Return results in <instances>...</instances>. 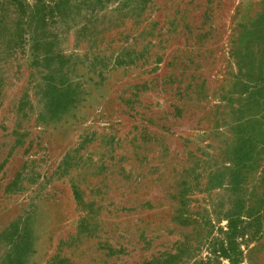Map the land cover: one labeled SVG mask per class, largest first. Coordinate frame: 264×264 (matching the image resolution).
I'll return each mask as SVG.
<instances>
[{"label":"rangeland","instance_id":"1","mask_svg":"<svg viewBox=\"0 0 264 264\" xmlns=\"http://www.w3.org/2000/svg\"><path fill=\"white\" fill-rule=\"evenodd\" d=\"M42 15L0 39V264H228L229 219L264 264V0Z\"/></svg>","mask_w":264,"mask_h":264},{"label":"trees","instance_id":"2","mask_svg":"<svg viewBox=\"0 0 264 264\" xmlns=\"http://www.w3.org/2000/svg\"><path fill=\"white\" fill-rule=\"evenodd\" d=\"M31 1L32 2H30V0H0V29L3 28L4 30L8 31L6 32V35H2L0 32V39H2L3 36H8L7 39L10 43H22V40H24L23 31H26V28L29 27L31 23L38 24V22H44V16H41V14L44 13V8H51L52 5L57 7L59 6V2H62L63 0ZM64 1L66 3V0ZM10 24L13 25L14 31L12 29L10 30V28H7V25ZM21 30L22 33L19 34ZM244 142L245 141L243 140V143ZM235 151H237V156H244V154L241 153L244 152L242 147L236 149ZM227 230L226 243L228 247L222 249L221 257L225 258L229 262L228 264H234L236 259L242 255L241 251H237L233 248L236 245L235 239L237 237V233H239L237 232L238 229L236 227V219L228 220ZM154 261L156 260L142 262L141 264H153Z\"/></svg>","mask_w":264,"mask_h":264}]
</instances>
